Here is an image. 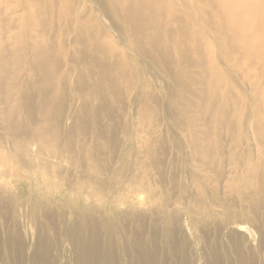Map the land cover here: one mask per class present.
<instances>
[{"label":"bare ground","instance_id":"1","mask_svg":"<svg viewBox=\"0 0 264 264\" xmlns=\"http://www.w3.org/2000/svg\"><path fill=\"white\" fill-rule=\"evenodd\" d=\"M22 72L30 78L25 84L19 80ZM70 81L86 116L76 128L87 130L102 116L112 118V105L124 110L131 102L134 124L144 125L142 133L149 137L141 142L157 163L155 151L165 152L168 130L155 132V118L163 115L168 127L174 123L185 138L190 159L185 165L195 186L182 191L185 197L196 196L185 214L187 226L203 235L200 252L186 253L190 245L168 222L158 239L144 242L137 235L131 244L124 241L126 247L117 256L88 218L81 224L84 259L99 252L100 264H170L177 258L178 264H198L196 255L204 264H264V0H0V133L9 143L0 145V166L11 161L10 149L15 158L10 175L0 171V187L8 178L16 180L25 189L24 199L45 195L60 211L84 216L90 212L84 204L88 191L99 198L104 185L100 177L107 175L110 161L101 158L106 143L84 142L76 152L70 136L61 146L63 96ZM35 116V138L21 139ZM105 131L91 136L103 140ZM138 134L129 141L136 144ZM123 159L120 155L116 161ZM60 163L75 168L84 164L81 169L88 176L74 196L63 188L67 182ZM22 165L30 167V177H20ZM127 173L130 167L124 165L115 174ZM209 175L214 176L215 190L206 193ZM134 187L128 193L137 196L142 191ZM220 187L231 198L234 193L240 198L227 200ZM166 194L152 191L153 206L141 215L167 211ZM126 195L110 203L115 220L122 211L119 206L131 199ZM18 210L26 213L28 207ZM103 227L118 229L110 220ZM251 236L257 237L255 247ZM39 261L34 264H44Z\"/></svg>","mask_w":264,"mask_h":264},{"label":"rangeland","instance_id":"2","mask_svg":"<svg viewBox=\"0 0 264 264\" xmlns=\"http://www.w3.org/2000/svg\"><path fill=\"white\" fill-rule=\"evenodd\" d=\"M19 80L21 83L25 84L26 82L30 81V78L28 74L22 72ZM70 82V86L67 84V87L64 91L65 96H63V98L65 97L63 103L65 106V115L62 118V126L65 133L62 135L63 138L61 146L64 144V142L66 143V141L69 140L70 136H72V139L74 140L76 152L79 151L78 148L82 146L84 142H88L91 146L94 144L97 145L98 143H106V150L101 158L103 160L110 161V165L107 175L100 177L101 182L104 185L100 187L99 198L94 197V190L88 191L89 199H87L86 203L84 204H88L86 207L89 208L90 212L88 215L80 216V213L78 212L74 213L69 210L66 212L60 211L58 206L52 203V200H50L45 195L39 199H24L23 192L25 189L20 188L17 185L16 180L8 178V184L5 187H0V264H34L39 260H43L42 262L44 264H100L99 259L101 255L99 252L96 258L84 259L81 256V254L86 252L85 248L80 243L81 239L86 237L85 231L81 229V224H83L85 219L88 218L90 219L89 222H91L92 225L94 224L95 232H98L101 240L103 242H109L111 244L112 250L115 252V254L117 253V256L122 255L121 248L124 245V241L131 244L137 235H141L144 242L147 241L148 238L154 236H156L158 239L161 233H166V225L168 222L176 226L178 229V231L176 230L177 235L180 236V238H184L187 244L190 245L186 253H188L190 249L191 254L199 253L203 247V235L201 231L193 232L192 229L187 226L188 221L185 216L189 206L191 207L195 202L194 200L196 199V196H190L188 193L187 198L185 197L184 192H182L184 189L193 190L195 188V186L192 184V171L187 167L190 164V161H188L190 159L189 154L187 153L188 149L186 147V142H184V136L176 131L173 122L171 123L172 125L168 127V125H166L162 120L163 115H158V117L155 118L156 125L153 123L155 132L158 131V129H162L164 131L168 130V135H166L164 138L165 145L163 147L165 148V152L163 151V153L160 151H155L156 156L158 155L159 157L158 164L157 159L156 161L152 160L151 155H149L145 149V145L141 142V140L148 141L149 137L145 135V131L142 133L143 130H146L143 129L145 128L144 125L141 123L134 124L136 119L133 120L134 116L131 112H129L131 110V108H129L131 102H126L124 106H122L124 107V110L117 109L115 104L112 105L110 107L113 111L112 118H106L102 116V118L98 121L99 124H96L97 122H90L88 125L89 128L87 130L76 128L75 126L81 124L86 116L84 115V112L79 109L82 106V102L76 96L77 94L75 92L74 81ZM91 106L92 108L94 107L92 104ZM35 117V121L29 122V126L31 128L30 131L19 135L21 139L32 140L35 138L36 134L34 133V128L36 123L39 121V118L37 116ZM173 128L175 129L173 130ZM97 130H106L103 140L92 138L91 133H94ZM137 130L139 131V134L136 132ZM72 131L74 132V135H70V132ZM134 133L138 134L136 135V137H138V142L136 144L129 141V137ZM153 141L156 142L157 139L153 138ZM0 145H8L7 147H9L6 134L0 133ZM12 152L13 151L10 149L11 161L7 162L8 166H0V171L5 174L7 173L6 175H10V172L15 168V158L13 157L14 153ZM79 154L80 156L83 155V153ZM120 155H123V161H116L117 158L119 159ZM45 157L48 158L47 155ZM82 159L83 158H81V160ZM82 162L85 163L84 160H82ZM185 163L189 164L185 165ZM59 165L62 166V176H66L65 180L67 183L63 185V188L74 196L76 193H78V191H75L74 189L77 187V185H81V180H83V178L88 176L87 173L83 172L85 169H81L83 168L84 164L82 167L78 168L68 165L67 163H60ZM124 165L126 167H130L131 173L121 175V177H118V175L116 176L115 173L119 170V167ZM52 167L54 168L53 165ZM182 169L186 170L187 172L183 171ZM29 171V166H20V177H30ZM126 175H132L131 179L128 180ZM162 175H165V177ZM212 177L214 178L213 175ZM212 177L209 175V180L207 181L201 176V178L205 179L206 193H211L215 190V183ZM54 178H56L55 174ZM17 180L22 182V180L19 178H17ZM187 181L189 182V185ZM133 184L138 188L134 187ZM130 187L141 189L142 192H138L137 196H132V194L128 193V189H130ZM176 187L177 190L175 192L170 191ZM111 188L113 189L110 190ZM154 190H156L157 196L161 193L164 195L167 192L166 195L169 199V208L167 211L163 210V212H161L156 210L154 213V210H152L141 215V211L144 208L150 210L153 206V200H151L150 197L152 195V191ZM225 190H227V188L223 191L221 187L219 189V191L222 192V197L227 196V200L232 201L240 198V195H237L236 193H234V196L231 198L230 193L224 192ZM110 192L112 194H110ZM123 193L125 195L127 194V198H131L130 200L132 202L129 200L123 206H119V209L122 211H120V214L117 217L118 219L115 220L112 214L110 216L109 206L113 201L116 204V198L120 197V195ZM85 194L87 193L85 192ZM139 195L142 197V199L141 197H138ZM135 201H137L140 205L137 202L134 203ZM160 203L157 202L158 207H161ZM239 204L241 205L242 203L238 202V207ZM21 205L28 207V211L26 213L24 210L21 212L18 210V207ZM134 207H136V209ZM245 207L246 206H244V208ZM133 209L135 211H133ZM137 210L140 212V214H137ZM172 211L175 212L173 213ZM106 220H110V223L113 226L115 225L114 229L117 226V231L106 230L103 227ZM202 231L204 233L206 232V229L203 226ZM211 236L213 235L211 234ZM211 236H207V238L212 239ZM124 238H127V240H124ZM192 240H194V242ZM251 240L252 245L255 247L257 237L251 236ZM194 245L196 247H194ZM181 248L183 250L185 247L182 246ZM132 252L133 251L130 253L132 254ZM180 255L183 256V251H181ZM196 258L198 264H204V261L201 260V255H196ZM121 262L124 264L125 261ZM178 263L179 258H177V260L173 259L172 263L170 264Z\"/></svg>","mask_w":264,"mask_h":264}]
</instances>
